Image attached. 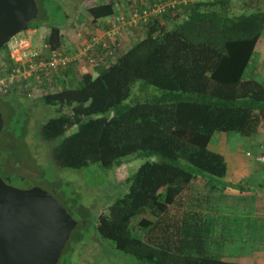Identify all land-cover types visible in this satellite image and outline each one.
Masks as SVG:
<instances>
[{
    "label": "trees",
    "instance_id": "1",
    "mask_svg": "<svg viewBox=\"0 0 264 264\" xmlns=\"http://www.w3.org/2000/svg\"><path fill=\"white\" fill-rule=\"evenodd\" d=\"M169 1L134 4L167 6L133 26L138 38L118 46L115 60L107 57L95 66L96 75L74 62L36 82L20 79L15 89L29 96L38 88L39 100L53 108L39 133L54 144L50 157L59 169L96 163L110 169L129 157L145 160L127 178V192L99 215L101 238L137 264H255L213 253L209 201L194 185L201 178L226 187L219 180L227 176L228 161L210 148L216 133L252 138L264 125V79L252 65L264 35V0ZM116 3L90 6L89 23L114 16ZM40 26L36 22L30 28ZM49 28L46 42L60 48L65 23ZM5 47L0 78L17 67ZM133 92L134 102L125 104ZM1 173L9 178L6 170Z\"/></svg>",
    "mask_w": 264,
    "mask_h": 264
},
{
    "label": "rangeland",
    "instance_id": "2",
    "mask_svg": "<svg viewBox=\"0 0 264 264\" xmlns=\"http://www.w3.org/2000/svg\"><path fill=\"white\" fill-rule=\"evenodd\" d=\"M104 1L107 0H36L40 13L30 26L36 22L41 23V26L33 31H24L16 38H29L34 47H41L43 43L41 34L48 32L49 25L65 23V28H63L64 45L72 51H77L84 36L87 40L88 29L93 26L89 23L87 9ZM116 7L118 9L119 5L117 4ZM111 18H103L99 20V23L109 21ZM138 33L135 34V38L140 35ZM80 37H82V41L77 40ZM262 45H264V35L258 48ZM9 46L10 43H8ZM4 52H6V47L0 54ZM257 62V58L254 57L252 65L257 66ZM77 67H80L82 72L90 69L95 75L98 72V68L90 63L77 64ZM139 85L141 82H138L136 86ZM151 89L160 93L155 87H151ZM8 93V97L0 98V109L5 121L3 140L0 142V166L1 169L4 167L8 172L13 186L21 189L41 187L52 193L78 221L68 243V252L63 256L61 264L71 262L73 264H137L135 257L118 250L113 241L101 238L96 231V223L101 212H108L109 206L119 196L127 192L129 186L126 182L127 178L132 176L145 160L140 157H129L125 163L110 169L103 168L97 163L81 170L59 169L50 157L54 144L44 140L39 133L40 124L55 114L53 108L47 107L39 100L41 95L37 88L30 91L29 96L25 95L20 87L11 89ZM134 98L133 92L125 104L133 103ZM229 136L230 134L227 133H218L216 137L223 138L220 140L222 141L221 147L216 148L215 144H212L211 149L228 156L229 150L226 147L230 145L227 141ZM231 137L239 138L241 136L231 134ZM241 147L243 148V159L248 162L254 161L252 155L255 156L256 152L253 151L251 156L246 153L251 151V146L241 144ZM237 154L240 156V151ZM7 159L10 163L9 166ZM260 164H263L262 167L264 166V163L260 162ZM229 165L233 166L231 162ZM5 177L8 178L6 175ZM219 181L223 182L224 179ZM215 183L217 184V182ZM243 203V209L241 210V207L238 206L237 211L233 212L234 214L241 215V212L246 214V203L244 201ZM251 203L253 201L250 199L247 206H250ZM219 218L223 221L225 219L223 216ZM225 226V222L219 221L212 225L213 237H220L219 241L226 242L224 250L213 249V253L220 257L240 250V237L249 236L246 234L249 229L241 233L239 224L229 225L228 229H225ZM78 234L84 236L82 240L76 236ZM216 246L217 244L213 248ZM249 262H252V259H249Z\"/></svg>",
    "mask_w": 264,
    "mask_h": 264
},
{
    "label": "water",
    "instance_id": "3",
    "mask_svg": "<svg viewBox=\"0 0 264 264\" xmlns=\"http://www.w3.org/2000/svg\"><path fill=\"white\" fill-rule=\"evenodd\" d=\"M36 0H0V52L39 16ZM4 118L0 109V134ZM78 221L50 192L21 189L0 172V264H59Z\"/></svg>",
    "mask_w": 264,
    "mask_h": 264
},
{
    "label": "crops",
    "instance_id": "4",
    "mask_svg": "<svg viewBox=\"0 0 264 264\" xmlns=\"http://www.w3.org/2000/svg\"><path fill=\"white\" fill-rule=\"evenodd\" d=\"M113 1H117L116 5H119L117 13L112 16L111 20L104 23L98 22L90 27V29H88V37H104L105 33L113 28V24H118L119 17L129 15L130 10L135 6L134 4L140 3L141 5H146L156 0ZM133 29L136 28L129 25L123 27L122 47H125L133 39H136L135 34H137V31ZM83 38L86 39L85 36ZM77 40L81 41L80 38ZM256 58L258 60L257 70L260 74V78L264 79V45L257 48ZM217 134L218 133L213 136L210 144V146L215 144L214 147L216 148L221 147L222 141L220 140L223 139L216 137ZM227 141L230 144L226 147V149L229 150L228 156L220 152L226 157L228 164L230 162L233 164V166L229 165V171L224 179L226 187L223 188L221 184V188H215L208 182V179L201 178L198 179L194 185L198 188L196 191H199V188L205 190L204 194L209 201L207 206V215H209L208 240L212 243L211 249L224 250L226 242L223 243L219 241L221 240L220 237H213L212 225L217 224L218 221L222 223L225 222V229H228L229 225L235 226L239 224L241 233L249 229L246 233L249 236L240 237V250L231 254H224L226 258L222 256L223 259L244 263L264 264V166L262 167L261 165L263 164H260L257 160L260 147L264 145V125L261 127L260 132L252 138H238L231 137L230 135ZM241 144L248 145L249 147L251 146V151L249 150L246 152L248 156H251L253 151L256 152L255 156L254 154L252 155L254 161L248 162L243 159V148ZM238 151H240V156L237 154ZM250 199L253 203L247 206ZM254 199H256V202H254ZM243 201L246 203V214L243 212H241V215L234 214L233 212L237 211L238 206L241 207V210L243 209ZM220 216L225 217L224 221L219 218ZM214 241H217V246L215 248H213L215 246L213 243ZM249 259H252V262H249Z\"/></svg>",
    "mask_w": 264,
    "mask_h": 264
},
{
    "label": "built area",
    "instance_id": "5",
    "mask_svg": "<svg viewBox=\"0 0 264 264\" xmlns=\"http://www.w3.org/2000/svg\"><path fill=\"white\" fill-rule=\"evenodd\" d=\"M176 2L177 0H170L167 3L175 5ZM166 6L164 3L155 4L152 7L138 8L134 6L128 16L118 18L119 25L113 24V28L107 31L104 37L92 36L83 41L80 37L82 43L78 46L77 51L72 53L64 45L65 43L60 48H52L46 42L50 29L41 34L43 39L41 47H34L29 38H16L18 37L16 36L15 40L10 42L9 51L12 60L17 63V67L8 76L0 78V86L5 92H8L19 84L20 79L36 82V80H42L46 76L50 77L53 73L66 69L74 62L77 64L86 62V58H88V63L94 67L100 65L101 62L106 63L107 57L110 60H115V51L121 45L123 27L125 25L139 27L140 24L147 23L152 16H157L160 12L165 11ZM257 160L264 163V145L260 147Z\"/></svg>",
    "mask_w": 264,
    "mask_h": 264
},
{
    "label": "flooded vegetation",
    "instance_id": "6",
    "mask_svg": "<svg viewBox=\"0 0 264 264\" xmlns=\"http://www.w3.org/2000/svg\"><path fill=\"white\" fill-rule=\"evenodd\" d=\"M39 28V27H38ZM37 28H30L29 30L30 31H33V30H36ZM28 30V31H29ZM6 52H4L3 54H0V71L3 69V67L4 66H6L5 65V61H4V59L6 58V56H7V54H5ZM15 88V87H14ZM13 88V89H14ZM9 96V93L8 92H5L4 91V89H3V87H1L0 86V98H2V97H8ZM11 96V95H10ZM24 98H26V99H28V97H26V96H24ZM30 98V97H29ZM2 112V111H1ZM4 118V117H3ZM4 129H5V121H4V127H3V130H2V132H1V134H0V142L3 140V132H4ZM1 137H2V139H1ZM3 143V142H2ZM4 147V146H3ZM0 155H1V153H0ZM0 164H1V160H0ZM3 167V166H2ZM3 169L5 170V168L3 167ZM0 172H1V167H0ZM1 175H2V177L7 181V182H9L10 181V179L9 178H6L5 176H3V174L1 173ZM11 183V182H10ZM64 252V251H63ZM62 258V257H61ZM61 260V259H60Z\"/></svg>",
    "mask_w": 264,
    "mask_h": 264
}]
</instances>
